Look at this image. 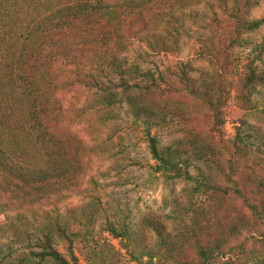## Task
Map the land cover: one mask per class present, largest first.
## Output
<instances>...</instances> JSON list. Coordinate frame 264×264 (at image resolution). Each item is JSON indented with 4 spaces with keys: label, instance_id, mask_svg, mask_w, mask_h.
<instances>
[{
    "label": "rangeland",
    "instance_id": "1",
    "mask_svg": "<svg viewBox=\"0 0 264 264\" xmlns=\"http://www.w3.org/2000/svg\"><path fill=\"white\" fill-rule=\"evenodd\" d=\"M260 2L252 10L258 19L264 18V0ZM34 4L41 10L35 17L40 19L44 9ZM15 7L0 0V12L13 18L10 27L0 25V87L8 89L16 55L33 46L19 35L24 23L16 20L14 25L15 19L36 14L24 6L26 11L19 15ZM205 10L195 17L187 13L185 28L172 29L180 37L172 51L155 53L137 44L129 52L130 62L163 73L162 88L140 101L158 113L152 131L161 146L180 145L192 178L172 180L156 170L147 125L129 102L109 106L102 91L77 85L72 69L54 67L51 76L61 75L64 84L57 96L69 115L77 109L87 112L74 130L91 146L89 174L78 180L77 187L67 190L58 185L49 202L35 205L39 213L23 205L0 214V259L16 261L38 249L35 215L40 221L49 212L70 221L73 215L91 211L90 232L73 227L83 234L75 242L82 264H203L199 249L215 245L217 253L208 264H261L264 223L254 218L245 198L258 205L264 201V82L247 84L252 70L264 75V51L257 48L264 41V25L242 35L241 45L230 49L236 23L223 19L217 36L209 22L213 10ZM184 69L201 89L200 96L183 91L179 74ZM206 100L220 102V121ZM200 182H210L215 189L200 187ZM237 186L244 197L235 191ZM0 194V201L19 200ZM19 214L28 219L19 220ZM157 225L182 252L161 247ZM59 246L67 243L61 241Z\"/></svg>",
    "mask_w": 264,
    "mask_h": 264
},
{
    "label": "trees",
    "instance_id": "2",
    "mask_svg": "<svg viewBox=\"0 0 264 264\" xmlns=\"http://www.w3.org/2000/svg\"><path fill=\"white\" fill-rule=\"evenodd\" d=\"M7 1L16 5L19 15L26 11L22 9L24 6L36 14L28 12L23 19H15L14 25L16 20L17 24L20 20L24 23L19 35L24 41H32L33 46L16 55L9 76L11 87H0V191L19 199L0 201V214L23 205H30L33 213H39L35 205L49 202L58 193V185H65L67 190L70 186L77 187L78 180L89 174L91 146L74 130L87 112L77 109L74 115H69L57 96V90L64 87L61 75L51 76L52 68L72 69L75 83L102 91L103 101L109 106L129 102L135 115L147 125L156 170L172 180L190 179L188 159L183 156L180 145L161 146L158 135L152 131L158 113L151 110L153 106L140 101L162 88L161 82L166 81L164 75L130 62L129 52L137 44H145L155 53L172 51L180 39L172 29L177 32L184 29L187 13L195 17L206 7L213 10L209 22L215 35L218 36L223 19L236 23L230 49L241 45L242 35L256 32L264 25V18L252 16L260 0H117L114 4L104 0ZM35 2L44 9L40 19L35 18L41 11ZM11 19L9 14L0 12L1 26L10 27ZM205 40V35L200 38L201 42ZM257 48L262 53L264 41ZM179 76L185 93L200 96L201 89L186 69ZM257 79L264 82V75L257 76L252 70L248 87L250 84L253 87ZM206 101L214 119L220 121V102ZM87 121L91 125V119ZM200 184V187L215 189L210 182ZM235 191L244 197L239 186ZM245 201L254 218L264 223V201L260 205L247 198ZM45 214L40 221L38 216L34 218L38 249L16 261L0 259V264H82L75 252V242L83 235L82 227L91 231V211L79 217L73 215L70 221L49 212ZM22 218L28 219V216L19 214V220ZM74 225L80 230L74 231ZM110 230L117 231L112 225ZM155 230L163 249L170 253L182 252L161 226L157 225ZM61 241L67 246L60 248ZM216 247L199 249L203 264L213 259ZM151 260L154 261V255ZM260 262L264 264V257Z\"/></svg>",
    "mask_w": 264,
    "mask_h": 264
}]
</instances>
